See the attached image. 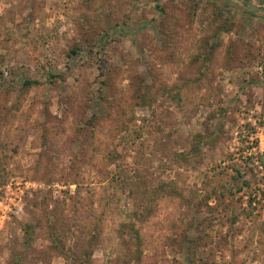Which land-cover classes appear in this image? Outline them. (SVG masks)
I'll use <instances>...</instances> for the list:
<instances>
[{"label": "rangeland", "instance_id": "374dc122", "mask_svg": "<svg viewBox=\"0 0 264 264\" xmlns=\"http://www.w3.org/2000/svg\"><path fill=\"white\" fill-rule=\"evenodd\" d=\"M252 6L0 0V264H264Z\"/></svg>", "mask_w": 264, "mask_h": 264}, {"label": "water", "instance_id": "95a60500", "mask_svg": "<svg viewBox=\"0 0 264 264\" xmlns=\"http://www.w3.org/2000/svg\"><path fill=\"white\" fill-rule=\"evenodd\" d=\"M252 8H253L254 10H258V11H264V10H260L259 8L255 7V6H252Z\"/></svg>", "mask_w": 264, "mask_h": 264}, {"label": "trees", "instance_id": "16d2710c", "mask_svg": "<svg viewBox=\"0 0 264 264\" xmlns=\"http://www.w3.org/2000/svg\"><path fill=\"white\" fill-rule=\"evenodd\" d=\"M103 66V65H102ZM102 69V68H101ZM106 69V68H105Z\"/></svg>", "mask_w": 264, "mask_h": 264}]
</instances>
